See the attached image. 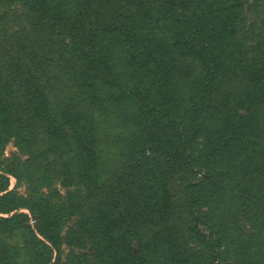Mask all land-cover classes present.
Wrapping results in <instances>:
<instances>
[{"label": "trees", "instance_id": "1", "mask_svg": "<svg viewBox=\"0 0 264 264\" xmlns=\"http://www.w3.org/2000/svg\"><path fill=\"white\" fill-rule=\"evenodd\" d=\"M21 1L32 14V29L23 45L37 46L35 54L28 52L26 61L19 60L18 65L9 68L10 74L19 79L26 121L19 119L14 110L13 93L19 91H11L8 86L0 90V233L15 227L33 232L28 225L29 216L20 213L21 209L29 210L36 220L37 233L45 239L34 236L31 256L38 262L43 260L42 255H49L44 264H51L53 253H60L64 222L80 213L86 226L73 233V246L85 251V255L74 262L70 260L71 264H216L219 245L204 240L195 225H191L189 234L198 248L180 244L174 234L171 238L164 232L162 236L144 239L140 225L145 219L161 216L164 189L156 160L196 177L203 172L198 184L215 185L219 182L216 176L207 174L211 167L201 155L205 153L209 160H215L226 152L230 154L233 146L239 147L241 169L245 171L241 173V195L237 194L241 196L246 218L258 212V203L264 202V124L259 115L264 110V61L253 69L248 52L252 54L256 48L247 47L242 39L246 38L242 22L241 48L237 46V27L227 18L228 0ZM128 4L133 5L135 13L130 15L123 8ZM180 4L185 9L182 14ZM222 16L220 20L218 17ZM35 29L38 32L32 35ZM162 29L169 32L171 49L182 46L198 58L206 74L205 91L218 75L241 66L246 86L241 90V102L236 99V106L244 114L231 115L230 102L224 96L216 101V106H203V100L192 97L184 100L186 107L180 102L181 106L174 104L180 97L173 81V68L164 67L163 62L170 55L164 51ZM110 36L114 37L109 39ZM108 40L121 50L126 73L114 66L115 52L112 46L107 49ZM62 61L65 67L61 70L75 81L80 94L71 99L70 107H62L52 115L41 79L45 67L61 66ZM4 74L7 75V69ZM127 74L129 78L124 80ZM100 81L102 86L119 93L103 98ZM102 100L108 106L133 103L132 125L137 129L131 138L125 139L128 153L124 170L113 174L108 182L99 173L96 121L79 107L90 104L98 111ZM203 107L212 112L219 108L225 111L221 117H204L207 112ZM147 113L159 117H145ZM149 118L159 120L151 123ZM31 127L35 130L30 136L26 132ZM12 139L21 152L31 155L32 162L47 163L49 156L57 152L72 154L76 188L67 191L66 197L58 192L59 198L54 200L41 191L50 187L46 179L44 183L33 180L29 200L15 198L8 192L9 179L5 174H14L16 178L17 175L5 172L1 161L3 149ZM48 170L49 164L45 171ZM198 184L190 185V190L197 189ZM258 195L259 202L254 201ZM180 200L188 203L191 221L201 224L189 201ZM83 208L91 209V214L82 213ZM175 209L172 204L165 207L168 214ZM0 264H18L1 241ZM54 264H60V256Z\"/></svg>", "mask_w": 264, "mask_h": 264}, {"label": "rangeland", "instance_id": "2", "mask_svg": "<svg viewBox=\"0 0 264 264\" xmlns=\"http://www.w3.org/2000/svg\"><path fill=\"white\" fill-rule=\"evenodd\" d=\"M123 8L130 15L135 13L133 5H123ZM227 8V18L230 23L236 25L238 30L235 40L237 46L241 48L242 22L243 31L246 34V38L243 36L242 39L247 47L256 48L254 53L248 52V59L253 63V69L258 68L264 61V0H228ZM179 9H181V14L185 11L181 4ZM31 17L32 14L28 13L21 0H0V78L3 77L2 81H0V90L8 86L11 91H19L18 94L13 93L14 110L20 116L18 118L24 121H26L27 116L24 114L22 93L20 88H18L19 79L16 74H10L9 68H13L12 64L14 66L18 65L19 60L26 61L28 52H33V54L36 52L37 45H23L25 36L32 29L29 21ZM218 18L222 20L224 16ZM92 19L94 20V18ZM37 32V29H35L32 35ZM160 32L163 42L165 41L164 51L170 55L165 58L164 67H167L168 70L173 68L176 74L173 81L180 100H177L174 104L180 102L183 107H186L187 103L184 100L192 97L203 100V106H216V101L224 96L230 102L229 112L231 115L236 112L239 116L244 114L236 106V99L237 103L241 102V90L246 86V82L241 76V66L238 68L232 65L233 68L229 72H223L218 75L213 85L206 88L207 90L205 91L203 87L206 74L198 58H195L188 48L175 46V48L171 49L169 47V32L165 29ZM113 37L110 36L109 39ZM33 40L37 41V38L34 36ZM106 46L108 50L112 46L115 52L114 66H119L126 73L123 68L121 50L111 40L106 42ZM236 57L234 58L235 60L237 58L241 59V57ZM60 67L64 70V61H62L61 66L45 67V74H42L41 79L44 91L50 101L52 115H56V112H59L62 107H70L71 99H77L79 96L77 94H80L75 81L67 76ZM5 69H7L8 76L4 74ZM131 74H134V72ZM126 77H128V74L125 75L124 80ZM100 85L103 88V98L119 93L115 89L112 90L102 86L101 81ZM104 101L100 102L101 108L98 111L90 104H83V106L79 107L82 111L92 115L91 118L96 121L101 159L99 173L102 180L108 182L113 174H121L120 171L124 170L128 153L125 139L131 138L137 129L132 125L133 103L124 102L119 106L112 103L108 106L104 104ZM178 105L181 106V104ZM204 111L208 113H204V117L211 115L221 117L225 109L219 108L217 112H212L209 109V112L204 108ZM259 115L261 122L264 124V110H261ZM145 117H159V115L151 116L150 113H147ZM158 120L155 118L148 119L151 123ZM21 125L26 130L27 127L24 126V123H21ZM216 125L219 126L218 123ZM34 130L31 127L26 133L31 136ZM136 133L138 135V131ZM200 141H203V139ZM238 149L240 148L233 146L230 154L226 152L222 156L215 157V160L214 158L209 160L205 153L201 155L205 160L204 163L211 167L207 174L216 176V180L220 183L215 182V185H212L211 182L202 185L198 184L203 172H198L196 177L174 170L163 161L156 160L155 165L159 170L160 180L162 181L161 187L164 189L159 211L161 216L159 215L155 220L145 219V222L140 225L144 239H148L145 236H162V232H164L171 238L174 234L180 244L187 243L191 247L198 248L189 234L191 225H195L204 240L210 239L211 243L214 242V245H219V260L216 264H264V208L259 207L264 206V202L258 203V212L254 211L246 218L247 215L244 214L245 210L242 208L241 196L238 195H241L244 183V181H241V173L243 174L245 171V169H241L242 162L239 158L241 151L239 152ZM2 153L3 170L5 172L13 171L17 175L16 178L14 174H5L9 179L8 192L12 193L17 199L29 200V195L33 189L31 181L33 180L44 183L46 179L45 183H49L50 187L42 188L43 190L41 189V191L48 198L54 200L59 198L58 192L60 196L66 197L67 191H72L76 188V172L74 173V168L76 167L72 161L74 156L68 151L62 154L57 152V154L49 156L50 160L47 163L41 164L39 161L32 162L31 155L21 152L16 146L14 139H12L5 145ZM48 164L50 170L47 173L45 170ZM47 176L48 179L46 178ZM259 182H263V180ZM192 184H198L199 187L191 191L190 185ZM259 197L261 195H258V198L254 201L259 202ZM183 198H186L189 204L193 206L192 209L202 225L191 221L189 217L191 209L188 207V203L180 200ZM86 204L87 202H85L84 207ZM171 204L176 209L168 214L165 207ZM86 208L89 207L87 206ZM20 213L29 216L28 225L33 232L15 227L0 233L1 244L5 248L8 247L12 255H15L18 264H44V262L48 261L46 259L50 257L49 255H42L43 260H38V262H35L36 258L34 259L31 256V248L35 243L34 236L36 235L39 240L45 241L37 233L34 215L27 209H21ZM82 213L91 214V209L84 210L83 208ZM1 216L8 217L7 215ZM85 223L86 221L81 219L80 213L71 220L64 222L61 230L60 253L56 251L53 253L51 264L57 262L58 256H60V264H71L70 260L74 262L78 256L85 255V251L73 246V233L81 231L80 229H85ZM257 229H261L260 232ZM198 263L196 262V264Z\"/></svg>", "mask_w": 264, "mask_h": 264}]
</instances>
